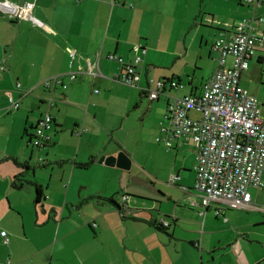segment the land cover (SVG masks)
I'll list each match as a JSON object with an SVG mask.
<instances>
[{"label": "crops", "instance_id": "0c3cea01", "mask_svg": "<svg viewBox=\"0 0 264 264\" xmlns=\"http://www.w3.org/2000/svg\"><path fill=\"white\" fill-rule=\"evenodd\" d=\"M24 1L0 0V123L5 121L6 131L19 142L11 155L0 151V264H264V232L253 228L258 221L264 223L263 190V199L253 194L252 204L239 211L220 202L205 207L194 189L197 146L196 152L183 151L192 139L175 138L168 147L175 151H142L147 116L154 115L152 128L161 132L168 94H200L218 68L214 40L223 32L231 37L236 24L254 11L264 13V0L258 7L233 1L224 24L210 21L213 40L198 29L208 7L200 19L197 12L185 14L190 4L204 11V0L187 2L179 22L177 15L170 17L182 33L176 40L162 34L151 38L152 13L182 0H35L36 21L20 19L9 9V3ZM211 15L215 20L217 14ZM160 17L156 19L166 22V14ZM166 40L172 46H165ZM137 44L147 51L140 81L129 85L120 80L122 64L107 57L114 53L128 64ZM257 47L252 60L257 55L264 73V43L259 41ZM89 61L102 76L79 72L71 79V71ZM56 75L66 87L47 89L44 81ZM171 79L181 86L171 87ZM160 80L164 87L152 100L147 90L157 89ZM18 81L21 89L16 88ZM9 91L19 99L16 111L7 109ZM51 96L57 99L50 111L53 140L35 146L30 142L34 128ZM121 151L132 158L130 171L99 162L101 156ZM35 157L53 164L45 169L23 165ZM169 160L172 167L167 166ZM139 176L152 187L135 186L144 183ZM173 176H178L174 185ZM38 189L43 192L40 200ZM124 194L131 195L127 203L133 210L128 214L117 205ZM163 220L169 225L162 226ZM2 230L8 232L7 243Z\"/></svg>", "mask_w": 264, "mask_h": 264}, {"label": "built area", "instance_id": "2783aa9c", "mask_svg": "<svg viewBox=\"0 0 264 264\" xmlns=\"http://www.w3.org/2000/svg\"><path fill=\"white\" fill-rule=\"evenodd\" d=\"M244 2L257 7L262 4L260 0ZM9 7L20 19L36 21L33 16L35 0H26L22 5L9 3ZM40 25L47 28L42 23ZM257 41L264 43V13L256 14L254 11L236 24L231 37L223 32L214 41L218 68L204 83L199 95L168 94L166 122L163 121L161 127L165 135L158 141H165L168 146L172 145L175 138L192 139L195 142L197 177L194 189L201 194L204 206L219 201L229 208H246L253 201L251 188L264 190V116L258 98L241 83V75L249 68L250 59L257 51ZM133 49L135 58L128 64L117 54L108 55V59L122 64L120 80L129 85L140 81V68L147 51L141 44L135 45ZM229 56L233 57L232 63L228 60ZM75 59L76 53L72 55V60ZM79 69L71 71V79H75L79 72L102 76V71L91 61ZM55 83L66 87L60 79H56ZM164 84L163 80L157 81V89L147 90L151 99L158 98ZM44 85L49 88L48 81H44ZM170 85L181 86L174 80L170 81ZM16 88H21L19 81ZM95 91L98 92V89ZM9 102L11 108H18V101L11 92ZM192 110L198 111L200 117L189 116ZM51 121L49 114L39 121L35 130V145L44 144L50 138ZM177 178L173 176L171 182L175 183ZM123 199L126 201L128 197L124 196ZM1 234L7 243V231L3 230Z\"/></svg>", "mask_w": 264, "mask_h": 264}, {"label": "rangeland", "instance_id": "374dc122", "mask_svg": "<svg viewBox=\"0 0 264 264\" xmlns=\"http://www.w3.org/2000/svg\"><path fill=\"white\" fill-rule=\"evenodd\" d=\"M233 1H236V0H204V4L206 5V7H204V9H203L204 11H199L197 8H195L196 6H193L192 4H190V6H189L190 8L187 10L186 13L184 11V8L186 6L185 4L187 2H191L190 0H182V3H178L179 5H172L173 1H171L169 3V6L165 7L166 9H164L161 13H152L151 38L156 40L162 34L165 39L166 38L172 39V40L179 39L182 33H180V34L177 33L178 28L173 25V20H170V19H172L170 17L177 15L176 20H177V22H179L180 14L185 13L187 16H190V15L192 16V13L196 14V12H197L198 19H200L202 16L205 15V13H203V12H205L206 8L208 7V10L206 11V15L204 16L205 22L203 23V25H200L198 29L203 31L205 33V35L210 40H213V37H210V29L208 27H213L214 24H217L218 22H223V24L225 23L226 20L223 19V16H227L228 8L230 9V7L233 6ZM191 3L196 4L197 0H192ZM175 7H177V8H175ZM210 8H212V9H210ZM213 12H215L217 14V17L215 20H214V16L211 15V14H213ZM233 13L234 12H232V14ZM161 14H166V16H167L165 18V19H167L166 22L165 21H158L156 19V18H159L161 16ZM218 17L221 19H218ZM159 19H162V17H160ZM211 20L214 22V24L210 23ZM183 31H184V29H183ZM201 37H202V35H199V37H198V38H200L198 40L199 43L202 41ZM165 46H172V44H170L166 40ZM262 51H264V47L262 48ZM214 52L216 53V51H214ZM104 58H105V56H104ZM203 60L206 61V59H203ZM199 66H200L199 70H201L202 64ZM193 68L198 69L196 67V65H194V64H193ZM207 70L209 71L210 68L208 67ZM56 79H60V78L58 76H53V77L46 80L49 82V89L53 90L56 86L61 85V84L55 83ZM242 85L245 86L251 93L253 92L258 98L262 99L260 102L261 103L260 107H261L262 114L264 116L263 64L259 63L257 61V55L255 56L254 60H250V68L248 71H245L243 76H242ZM25 94H27V92H23V95H25ZM47 99L49 100L51 105L48 106L46 108V110L48 112H50V111H52L53 106L56 105L57 99L54 98L53 96H51ZM262 103H263V105H262ZM17 113L18 112H16V114ZM50 113H51V117H52L51 128H53L54 118H53L52 112H50ZM57 113L58 112L55 111V114H57ZM190 114L193 117H199L200 116V114L195 112V111H192ZM11 115H14V113ZM148 117L149 116H147V118H146L148 123H147V125L144 128L143 133H142L143 139L145 140V146H144V149L142 151H147V152H149V151H166L167 149H169L167 147L168 145L166 144V142L157 140L158 137L160 138V137L164 136L165 134L162 131L161 132L160 131L159 132L154 131L152 128L154 115H152L150 118H148ZM3 122H5V121H3ZM3 122L0 123V127H1L0 128V151H4V152H6V154L11 155L9 151H18V150H16V148H19V142L13 138V134L12 135L9 134V132H10L9 130L6 131L8 129V126H6ZM17 126H18V122L15 123V127H17ZM4 128H6V129H4ZM58 130L59 129H57V132H58ZM65 131H67V130H65ZM136 133L138 135L139 131H137ZM10 135H11V137H10ZM52 140H53V135L50 134V138H47L45 140V146H48ZM190 142H192V143H190ZM190 142H188L189 143L188 147L183 151H195L196 152L195 143L192 140H190ZM133 144H134V146H136L135 141ZM158 144L162 145V147L159 146ZM129 145L131 146L130 142H129ZM170 149H172V148H170ZM171 151H175V149L173 148ZM142 157H144V152H143V155H141V158ZM166 157L169 159L170 154H167ZM35 158H37V157H35ZM35 158H28L27 160H29V161H26L25 163H23V165H27V166H29V168H33V169H45V168H47L53 164V162L51 160H49L48 158H43V157H40L37 159H35ZM160 159L162 161H164L165 158L160 157ZM70 163L72 165L71 169H74V167H76L75 161L73 159H71ZM158 164H160V161H158ZM167 164H168L167 165L168 167H172V163L170 160L168 161ZM33 169H31L30 171L34 174ZM39 177H40V179H43V177L41 175ZM32 183H34L36 185L37 181H33ZM172 185H174V184H172ZM132 190H135V189H132ZM251 192L254 195L259 194L261 199H263L262 198V194H263L262 191H259L256 188H251ZM36 195L38 197V191L37 190H36ZM121 201H122V196L119 199V202H121ZM236 210L239 211L238 208H234V209L231 208V211H236ZM218 213H220V212H217V214ZM259 222L260 221H258L256 226H254L253 228H255L256 230H261V232H264V223L260 224ZM253 237L255 238L256 235H254Z\"/></svg>", "mask_w": 264, "mask_h": 264}, {"label": "clouds", "instance_id": "9594fccd", "mask_svg": "<svg viewBox=\"0 0 264 264\" xmlns=\"http://www.w3.org/2000/svg\"><path fill=\"white\" fill-rule=\"evenodd\" d=\"M219 35H220V34H219ZM215 40H216V39H215ZM215 40H214V41H215ZM213 43H214V42H213ZM257 44H258V43H257ZM257 48H258V47H257ZM213 50H214V49H213ZM214 51H215V50H214ZM256 52H257V51H256ZM255 54H256V53H255ZM231 57H232V56H229V58H231ZM253 57H254V56H253ZM253 57H252V58H253ZM107 58H108V57H107ZM252 58H251L250 60H252ZM232 60H233V57H232ZM217 61H218V60H217ZM230 63H232V61H230ZM249 68H250V66H249ZM249 68H248V69H249ZM248 69H247V70H248ZM216 70H217V69H216ZM245 71H246V70H245ZM245 71H244V72H245ZM242 74H243V73H242ZM212 75H213V74H212ZM212 75H211V76H212ZM56 76H57V75H56ZM241 78H242V75H241ZM171 80H172V79H171ZM171 80H169V81H171ZM174 81H175V80H174ZM63 84H64V83H63ZM65 85H66V84H65ZM203 85H204V84H203ZM60 86H62V85H60ZM21 87H22V86H21ZM62 87H63V86H62ZM202 87H203V86H202ZM244 87H245V86H244ZM245 88H246V87H245ZM20 89H21V88H20ZM47 89H49V88H47ZM246 89H247V88H246ZM95 90H96V89H94V91H95ZM247 90H248V89H247ZM248 91H249V90H248ZM10 92L12 93V96L14 97V99L18 101V104H19V106H20L19 99H16V98H15V96H14V94H13V91H9V92H8V95H9ZM20 92L23 93V91H20ZM95 92H96V91H95ZM98 92H99V89H98ZM201 92H202V91H201ZM147 93H148V96H149V98H150V93H149L148 91H147ZM186 95H187V94H186ZM197 95H198V94H197ZM182 96H183V95H182ZM8 97H9V96H8ZM158 97H159V96H158ZM48 98H49V97H48ZM150 99H151V98H150ZM155 99H157V98H155ZM152 100H154V99H152ZM46 101H47L48 105L50 106L51 103L49 102V100L46 99ZM19 106H18V108H11V107H10V102H9V105H8L7 109H8L9 111H15V110L19 109ZM46 114L51 115L50 112L46 111V112L43 114L42 118H43ZM42 118H41V119H42ZM41 119H40V120H41ZM40 120H39V121H40ZM38 123H39V122H38ZM38 123H37V125H38ZM37 125H36V127H37ZM36 127L34 128V133H33V135H32L31 141H30L32 144H34ZM161 127H162V125H161ZM50 130H51V129H50ZM161 130H162V129H161ZM49 133H50V131H49ZM79 135H80V134H79ZM163 135H164V134H163ZM158 138H159V137H158ZM158 138H157V140H158ZM172 143H173V142H172ZM34 145H35V144H34ZM44 145H45V143H44V144H41V145H35V146H44ZM171 146H172V145H171ZM171 146H167V147H171ZM173 184H174V183H173ZM181 188L183 189V186H181ZM256 189H257V188H256ZM185 190H186V189H185ZM258 190H263V189H258ZM263 191H264V190H263ZM197 192H198V191H197ZM198 193H199V192H198ZM129 195H130V194H124V195H122L123 197H124V196H127V197H128V199H127L126 201H125V200L123 199V197H122V201L119 202V203L117 202V205H118L120 211L123 212V213H125V214L131 213L132 210H133V209H129V206H128V203H127L128 200H129V198H130V196H131V195H130V196H129ZM199 195L201 196L200 193H199ZM252 196H253V193H252ZM212 202H219V201H212ZM252 202H253V201H252ZM121 203H122V204H121ZM220 203H222V202H220ZM201 204H202V196H201ZM222 204H223V203H222ZM251 204H252V203H251ZM251 204H250V205H251ZM202 205H203V204H202ZM209 205H210V204H209ZM209 205H208V206H209ZM223 205H224V204H223ZM250 205H249V206H250ZM203 206H204V205H203ZM208 206H205V207H208ZM249 206H248V207H249ZM224 207H225V208H229V207H227V206H225V205H224ZM246 208H247V207H246ZM229 209H231V208H229ZM233 209H234V208H233ZM238 209H240V208H238ZM217 212H220V210H217ZM95 224H96V223H93V226H96ZM161 225L164 226V227H165V226H168V225H169V222H167L166 220H163ZM2 231H3V230H2ZM7 233H8V232H7ZM1 235H2V234H1ZM8 238H9V237H8ZM3 239H4V237H3ZM4 242H5V241H4ZM8 242H9V241H8Z\"/></svg>", "mask_w": 264, "mask_h": 264}, {"label": "water", "instance_id": "95a60500", "mask_svg": "<svg viewBox=\"0 0 264 264\" xmlns=\"http://www.w3.org/2000/svg\"><path fill=\"white\" fill-rule=\"evenodd\" d=\"M99 162L105 163L110 166H117L127 171H130L132 168V158L124 151L119 152L117 155L101 156L99 158ZM139 179L144 182L143 185L142 186L135 185V186L140 187L142 189H144L146 186L152 187L150 183H149L150 185H147L146 180L141 176H139ZM145 189L148 190V188Z\"/></svg>", "mask_w": 264, "mask_h": 264}, {"label": "trees", "instance_id": "16d2710c", "mask_svg": "<svg viewBox=\"0 0 264 264\" xmlns=\"http://www.w3.org/2000/svg\"><path fill=\"white\" fill-rule=\"evenodd\" d=\"M259 41H257V43H258ZM212 48H213V45H212ZM261 60V59H260ZM199 95V94H198ZM38 191V200H40L42 197H43V192H42V190L41 189H38L37 190ZM111 201H113V203H116V201L115 200H113V199H111Z\"/></svg>", "mask_w": 264, "mask_h": 264}]
</instances>
